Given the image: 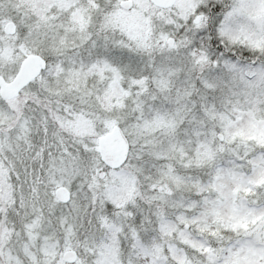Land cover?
Masks as SVG:
<instances>
[{
  "label": "snow or ice",
  "instance_id": "obj_1",
  "mask_svg": "<svg viewBox=\"0 0 264 264\" xmlns=\"http://www.w3.org/2000/svg\"><path fill=\"white\" fill-rule=\"evenodd\" d=\"M0 264H264V0H0Z\"/></svg>",
  "mask_w": 264,
  "mask_h": 264
}]
</instances>
